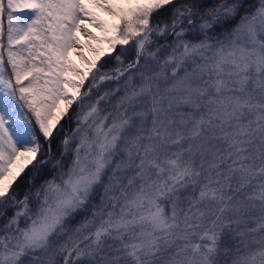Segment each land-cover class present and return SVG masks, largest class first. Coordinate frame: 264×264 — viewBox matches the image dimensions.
I'll return each instance as SVG.
<instances>
[{
    "label": "snow or ice",
    "instance_id": "obj_1",
    "mask_svg": "<svg viewBox=\"0 0 264 264\" xmlns=\"http://www.w3.org/2000/svg\"><path fill=\"white\" fill-rule=\"evenodd\" d=\"M0 264H264V0H0Z\"/></svg>",
    "mask_w": 264,
    "mask_h": 264
},
{
    "label": "trees",
    "instance_id": "obj_2",
    "mask_svg": "<svg viewBox=\"0 0 264 264\" xmlns=\"http://www.w3.org/2000/svg\"><path fill=\"white\" fill-rule=\"evenodd\" d=\"M50 169H51V166H48V168L44 170V172L38 177L37 184L41 183L43 181V179L51 178V176L54 175V173L51 172ZM18 183L20 184V191L22 192L27 187V185L20 183V182H18ZM9 214H11V213H9Z\"/></svg>",
    "mask_w": 264,
    "mask_h": 264
},
{
    "label": "rangeland",
    "instance_id": "obj_3",
    "mask_svg": "<svg viewBox=\"0 0 264 264\" xmlns=\"http://www.w3.org/2000/svg\"><path fill=\"white\" fill-rule=\"evenodd\" d=\"M83 39V38H82ZM73 59L75 60V56H73ZM77 63H79V61H77Z\"/></svg>",
    "mask_w": 264,
    "mask_h": 264
}]
</instances>
